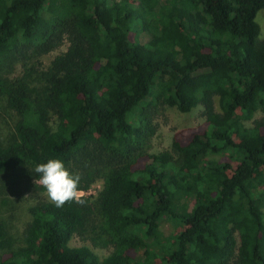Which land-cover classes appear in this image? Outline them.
<instances>
[{
	"label": "trees",
	"instance_id": "obj_1",
	"mask_svg": "<svg viewBox=\"0 0 264 264\" xmlns=\"http://www.w3.org/2000/svg\"><path fill=\"white\" fill-rule=\"evenodd\" d=\"M263 9L264 0H0V98L15 116L0 140V180L15 196L39 195L33 169L60 159L81 175V192L103 181L82 204L32 205L21 248L0 222V264H264ZM165 107H200L206 128L150 153ZM164 218L179 226L169 240ZM75 237H104L111 251L100 259L72 247Z\"/></svg>",
	"mask_w": 264,
	"mask_h": 264
},
{
	"label": "rangeland",
	"instance_id": "obj_2",
	"mask_svg": "<svg viewBox=\"0 0 264 264\" xmlns=\"http://www.w3.org/2000/svg\"><path fill=\"white\" fill-rule=\"evenodd\" d=\"M120 1V0H116ZM255 21L260 27V38L264 39V9L256 14ZM133 37V36H132ZM140 42L146 41L145 36L139 37ZM67 48L65 42L57 50L42 56L38 62H33V68L46 69L51 60L58 54L64 52ZM35 63V65H34ZM35 66V67H34ZM30 67V66H26ZM25 67L23 68L24 71ZM34 70V69H33ZM22 72V66H16L14 71L9 70V73L13 77L19 75ZM217 108V102L215 101ZM257 115L256 118H258ZM15 122L14 114L9 111L2 98H0V140L4 141L7 137L11 136L12 127ZM155 126V134L151 137L148 144V152L160 153L170 149L173 141H177L181 144H186L192 135L202 132L206 128V123L202 115V109L197 107L191 110L189 113H181L176 108L165 107L159 109L153 120ZM141 163V162H140ZM139 164L138 166H141ZM3 182L0 180V222L4 224L8 234L14 241L13 250L21 248L24 245L23 231L27 224L30 222L31 217L28 212L29 208L39 200L49 201L46 196V191L39 195L24 194L15 196L13 192L8 188V181ZM12 181V180H10ZM103 181L97 180L87 192H81V197H89L94 199L102 188ZM39 184V183H38ZM179 230V226L176 223L164 218L160 223V232L162 239H170ZM105 241L104 237L99 238L94 243L91 241H82L75 237L71 240L70 245L72 247H78L82 245L89 246L97 256L102 259L109 255L111 248L104 247L102 242ZM6 251H1L0 254H5ZM132 256H137L135 253H131Z\"/></svg>",
	"mask_w": 264,
	"mask_h": 264
},
{
	"label": "clouds",
	"instance_id": "obj_3",
	"mask_svg": "<svg viewBox=\"0 0 264 264\" xmlns=\"http://www.w3.org/2000/svg\"><path fill=\"white\" fill-rule=\"evenodd\" d=\"M33 171L38 175L39 183L45 190L47 199L57 208L66 203L82 204L80 195L81 175L66 168L60 159H49L46 163H39Z\"/></svg>",
	"mask_w": 264,
	"mask_h": 264
}]
</instances>
